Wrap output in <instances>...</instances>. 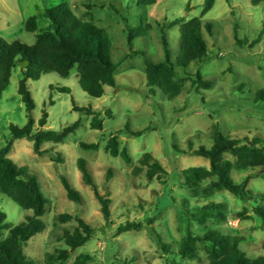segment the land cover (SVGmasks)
<instances>
[{
	"label": "rangeland",
	"instance_id": "1",
	"mask_svg": "<svg viewBox=\"0 0 264 264\" xmlns=\"http://www.w3.org/2000/svg\"><path fill=\"white\" fill-rule=\"evenodd\" d=\"M205 1L158 0L152 6H144L143 0H0V36L6 41L19 40L32 45L36 34L48 27L44 10L68 2L76 16L107 32L112 43L111 58L118 64L114 74L116 86L105 87L101 98L82 91L76 67L67 78L51 72L37 81L27 82L34 101L33 133L42 129L60 131L80 121L76 132L62 143H44L41 155L34 153L32 142L25 138L15 140L8 154L14 164L26 168L36 178L47 199L45 213L40 218L45 229L24 248L34 264H45L46 254L66 248L63 237L66 232H73L76 218L94 228V234L85 245L70 253L64 264H72L80 254L92 257L89 264H166L165 259L175 264H208V256L200 244L196 260L178 255L186 229L194 234L219 229L224 234L239 236V248L249 258L264 257L261 246L264 226L253 213V208L264 207V178L257 175L258 170L232 173L236 183L247 175L253 177L247 187L252 192L249 201H241L227 191L215 190L208 196L201 190L191 193L181 184L184 169L207 167L209 162L202 157L180 154L175 147L188 150L190 139L194 148L202 145L210 148L214 124L231 138L264 139V103L254 101L255 93L264 89V2L253 6L251 0H214L212 9L204 11ZM33 16L37 18V29L31 33L25 30V25ZM195 17L211 25V34L202 29L207 59L191 64L186 70L177 67L182 93L168 99L159 87L147 86L144 58L154 62L164 59L160 32L163 28L171 61L175 63L180 44L179 25H169L177 19L188 21ZM129 33L134 37L131 47L127 45ZM21 68V64L13 68L9 86L0 98V149L10 138V126L23 128L28 121L18 94ZM197 72L203 80L212 82L210 88L197 83ZM62 88H67L69 93L61 92ZM73 102L79 107L99 110L103 130H92L91 118L73 111ZM108 110L111 116L105 115ZM44 111L48 117L42 128L39 121ZM139 131L144 132L131 135ZM112 135L118 136L120 148L127 149L132 159L129 165L104 150ZM81 142L100 147L97 151H84L79 147ZM144 153L151 154L165 168L167 174L162 181H149L144 170L135 172ZM80 158L86 160L99 193L110 199L108 221L103 218L92 189L82 181L77 167ZM60 177H65L81 195V204L67 198ZM208 202L226 205L225 223L210 220L201 226L190 218V213ZM243 208H247L250 219L232 216ZM0 210L13 227L32 215L2 195ZM61 215L71 218L63 221ZM128 222L141 223L143 228L117 234V229ZM151 228L170 245L167 254L151 238ZM7 234L3 231L0 240Z\"/></svg>",
	"mask_w": 264,
	"mask_h": 264
},
{
	"label": "trees",
	"instance_id": "2",
	"mask_svg": "<svg viewBox=\"0 0 264 264\" xmlns=\"http://www.w3.org/2000/svg\"><path fill=\"white\" fill-rule=\"evenodd\" d=\"M158 0H143L144 6H152ZM264 0H251L253 6H258ZM214 5V0H206L204 11H209ZM43 17L49 24L44 30H40L35 36L32 45H27L19 40L6 41L0 36V98L8 88L12 70L16 65L27 62L25 68H21V78L18 82V94L25 105L27 113V124L23 128L10 126V138L0 149V195L11 199L18 207L25 211H31L25 221L13 227L6 219L4 212L0 210V236L3 231L8 234L0 240V264H34L24 248L28 242L45 229L41 217L45 213L47 199L43 195L36 178L31 176L27 169L18 167L8 158L17 139H27L33 144L36 155L43 152L41 147L44 143L59 144L69 135L76 132L80 121H76L60 131L42 129L33 133L34 123L31 118L34 109V101L28 89L29 80L37 81L47 73H56L67 78L70 71L76 67L78 83L83 92L94 98H101L105 93V87H115V72L118 64L111 58L112 43L107 32L94 24L92 21H84L74 14L68 2L58 6L47 8ZM179 25V51L176 62L171 61V50L164 29H161V45L164 53L162 61L154 62L144 58L145 77L147 86H157L168 99H174L181 95L183 84L177 75V67L188 69L193 63H202L207 59V48L203 38V27L211 34V25L203 24L201 17H195L188 21L177 19L170 23L169 27ZM37 29V18L30 17L26 21L25 30L35 32ZM134 37L131 33L127 36V45L131 47ZM241 42V41H240ZM243 43V42H242ZM136 54H142L136 52ZM143 55V54H142ZM144 56V55H143ZM197 83L205 88H210L212 82L203 80L200 73H196ZM61 92L69 93L67 88L59 89ZM154 93V90L151 91ZM254 101L264 103V89L255 93ZM73 111L79 112L91 118L90 128L92 130H103V118L99 110L90 107H79L73 102ZM111 116V111L105 113ZM48 114L44 111L39 121L43 128L46 125ZM144 131L131 133L139 136ZM212 145L210 148L199 146L194 148L192 141H187L188 150L176 151L183 155L202 157L208 160L207 167H189L182 171L184 180L182 186L191 193L201 190L205 196L212 191H227L241 201L252 199V192L247 188L249 181L253 178L247 175L240 183L233 180L234 171L258 170L257 175L264 178V139L259 136L231 138L223 134L218 124H214L211 133ZM84 151H97L99 144L79 143ZM104 150L112 157H120L129 165L132 159L126 148H120L117 135H112L104 146ZM230 155L231 158H227ZM61 161V157L58 156ZM139 166L135 172L145 171L149 181L162 179L167 174L162 164L154 159L149 153H144L139 159ZM78 170L82 181L89 186L101 208L105 220H110V199L99 193L87 168L86 160L77 161ZM109 171L106 181H109ZM66 196L70 201L81 204V195L70 185L65 177H60ZM253 213L261 218L264 226V207L253 208ZM236 219L248 220L250 216L247 208L232 215ZM63 221L70 219V215H61ZM190 218L197 224L203 226L207 221L217 224L228 220L226 205L223 203L208 202L195 213H190ZM77 226L72 233H65L63 237L66 248L57 249L53 253L46 254L45 264H64L69 254L77 248L85 245L94 234V228L83 219L76 218ZM143 228L141 223L128 222L117 229V234L126 231H139ZM149 234L157 246L167 254L170 245L166 244L155 229H149ZM241 238L222 233L219 229H208L203 234H194L186 229L178 249V255L187 260L198 258L197 245L203 246L207 256L208 264H264V257L249 258L239 248ZM264 250V241L262 242ZM92 257L88 254L78 255L72 264H89ZM166 264L175 262L165 259ZM126 264V263H124Z\"/></svg>",
	"mask_w": 264,
	"mask_h": 264
},
{
	"label": "water",
	"instance_id": "3",
	"mask_svg": "<svg viewBox=\"0 0 264 264\" xmlns=\"http://www.w3.org/2000/svg\"><path fill=\"white\" fill-rule=\"evenodd\" d=\"M21 66H22V68H25L27 66V62H22Z\"/></svg>",
	"mask_w": 264,
	"mask_h": 264
}]
</instances>
